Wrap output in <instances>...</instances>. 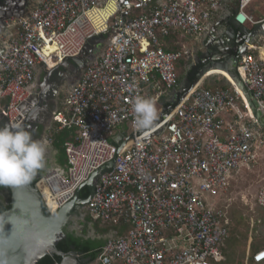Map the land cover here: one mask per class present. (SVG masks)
Segmentation results:
<instances>
[{
  "label": "built area",
  "instance_id": "1",
  "mask_svg": "<svg viewBox=\"0 0 264 264\" xmlns=\"http://www.w3.org/2000/svg\"><path fill=\"white\" fill-rule=\"evenodd\" d=\"M230 17L249 32L237 72L264 120V0H32L28 16L11 21L0 53V97L7 100L1 119L12 123L20 115L39 69L84 63L52 113L51 122L70 136L63 142L65 173L49 170L35 184L46 212L54 216L139 131L135 96L148 98L155 80L167 92L179 87L174 63L181 53L166 52L159 39H206L216 23L219 35ZM210 71L180 103L160 111L153 129L129 139L113 171L97 178L83 210L93 222L127 227L125 234L112 232L93 261L76 255L60 264H226L229 220L215 198L229 177L256 163L264 129L230 84L198 86ZM255 202L264 212V183ZM242 264H264V247Z\"/></svg>",
  "mask_w": 264,
  "mask_h": 264
},
{
  "label": "water",
  "instance_id": "2",
  "mask_svg": "<svg viewBox=\"0 0 264 264\" xmlns=\"http://www.w3.org/2000/svg\"><path fill=\"white\" fill-rule=\"evenodd\" d=\"M31 3L32 0H0V53L2 52L3 42L9 35L8 25L12 20H18L27 17ZM238 5L239 4L232 5V10L235 13L238 12ZM233 17H230V20L228 19V22H226L225 25L222 26L225 28V30L219 33V35L217 34L219 23H216L212 27L210 33L202 44H205L207 40L224 42V36L226 35V33H233L234 28L241 31V33L243 34L242 38L246 41L249 36V32L242 26H240L237 22H235L233 20ZM126 23L130 22L127 21ZM104 40V37H100L98 38L97 42L101 44L104 42ZM91 44L92 43H90L89 45ZM95 45L96 44L93 43V46ZM207 53L208 52L206 51L204 55L206 56V58H204V62L209 63L210 65H206L202 69V71L197 75V79L200 80L202 78L201 75L210 71L211 69H218L220 71L226 72L228 76L233 81H235V83L238 85V88L241 90L244 101L249 109V113L256 120L258 125L264 129V120L261 114L256 110V102L252 100L250 93L247 91L246 86L243 84L237 72V65L240 61V56H237L232 60H223V62L221 63H214L215 61H218V59L212 55H208ZM82 55H84V53ZM77 56H79V53ZM89 60H91V58ZM66 64L80 65L81 68H83L84 65V63H82L80 59H75L66 61L59 67L54 68L52 71L46 74L47 87L45 89L49 87L48 76L51 75L52 72L59 70ZM188 84L189 81L186 78L184 80L183 86L180 87L176 92L174 103L177 102L178 98L180 103V98L183 97L189 90V88H187L186 86ZM43 86L44 84L40 86L39 89L35 87H31L28 89L30 93L32 91L35 92L32 97L35 96L38 100L35 101L34 99H28V101L24 103L19 109L20 115L17 116L16 120L14 121L22 124V126L26 130H29L28 123L33 122L34 111L39 109L43 101L42 95L45 92ZM41 87H43V91ZM30 102H32V108L29 106ZM3 121L5 125H11L14 123H10L6 119H3ZM154 127L147 130L150 131ZM143 131L145 130H139L132 133L124 141L119 150L124 147L129 139H133L134 141L138 140V136ZM119 150L116 152L115 158L112 162L103 165L101 168L91 173L89 180H87L76 190L72 200H70L66 205L60 208L54 216H52L48 212L47 216L44 215V192L40 196L35 186L29 187L25 184L6 186L10 193V207L8 211L4 212L0 216V264H37L38 261L45 256H57L61 259L60 263L67 260L68 256L58 252L56 249L57 242L65 236L63 234V227L65 226V223L69 218H71L73 215H78L80 213V210L83 209L88 202H90L93 195L95 194L94 185L97 178L102 175V173L109 174L113 171L114 167L117 165L116 159H118L117 154ZM83 188H86L88 191V196L86 199L79 198L80 191ZM0 192L6 193V191L1 189ZM75 256L76 253L73 251L70 258L74 259ZM74 264H78V262L75 261Z\"/></svg>",
  "mask_w": 264,
  "mask_h": 264
},
{
  "label": "rangeland",
  "instance_id": "3",
  "mask_svg": "<svg viewBox=\"0 0 264 264\" xmlns=\"http://www.w3.org/2000/svg\"><path fill=\"white\" fill-rule=\"evenodd\" d=\"M262 7L263 6L259 4L252 5L253 10H257L259 12L262 11ZM259 17L262 18L263 14H260ZM256 18H258V16ZM178 36L180 37L170 39L169 44H175L178 42L181 44V46H178V48L180 49L182 47L185 52L194 46L197 48V50H200L199 47H201L200 51H203L202 43L205 39H197L195 40V43H192V45H187L186 43L192 41L193 38L187 37L185 35ZM159 41L161 44L163 43V40L159 39ZM189 63L190 61H187L185 58H181L174 63L176 74L180 80L183 78L186 79L185 75L188 72ZM207 75L210 77L206 78L203 81L204 83L202 82L203 85L202 83L200 84V87H203V89L205 87L213 86L227 87L229 84L237 88L236 84L229 81L222 72L210 71L207 73ZM39 86L41 85L38 84V87ZM66 88L67 87L65 85L56 90L53 100V104L56 106V108H60ZM149 98L155 99L154 96H149ZM156 108L159 114L161 108L157 102ZM49 125L48 119L46 122H41V124H38L40 132L36 134V136L40 140H43L44 144L47 142L45 139L46 136L50 134L48 131ZM49 136L51 137V135ZM45 148L46 151L44 154V166L40 168V172L42 174L51 168L54 157L51 144L46 143ZM263 183L264 145L259 152L256 163L242 167L237 173L229 177L227 180V190L224 194L215 198V202L218 204V207L223 210L226 216L228 215V219L231 221L229 238L227 240V244L224 243L222 250L226 252V263L228 258L230 260L229 264H242L246 256L249 257L254 251L264 247V212L258 208L255 202L256 195ZM6 202L7 194L0 192V205L5 204ZM84 211L85 210L81 209L78 215H73L68 219V221L65 223V226L63 227V234L73 235L74 237L81 238L83 240H106L110 234L104 237L96 236L92 229L91 223H86L83 219Z\"/></svg>",
  "mask_w": 264,
  "mask_h": 264
},
{
  "label": "clouds",
  "instance_id": "4",
  "mask_svg": "<svg viewBox=\"0 0 264 264\" xmlns=\"http://www.w3.org/2000/svg\"><path fill=\"white\" fill-rule=\"evenodd\" d=\"M132 110L135 128L147 130L154 126L158 118L154 99L137 95L132 100ZM45 151L43 140L33 139L22 124L0 126V186L30 183L44 166Z\"/></svg>",
  "mask_w": 264,
  "mask_h": 264
},
{
  "label": "flooded vegetation",
  "instance_id": "5",
  "mask_svg": "<svg viewBox=\"0 0 264 264\" xmlns=\"http://www.w3.org/2000/svg\"><path fill=\"white\" fill-rule=\"evenodd\" d=\"M193 41V40H192ZM201 50V47H199ZM197 50V48L191 47L186 52L184 49L181 50V58H185L189 63V69L185 78L188 79L189 84L186 85L187 88H191L195 86L196 83L199 82L198 74L202 71V69L206 65H210L209 63L204 62V58H206L205 53L208 52V55H212L218 59L214 63H221L223 60L234 59L237 56H241L244 51V42L242 40L241 31L233 29V33H229L228 37H225V41H215V40H207L205 44H202V50ZM196 62V63H195ZM195 68V69H194ZM194 69V70H193ZM81 73L80 65L72 64L67 70H59L51 73L48 78V88L45 89L43 101H42V113L41 120L37 123H34V136L38 134L39 127L38 124L41 122H46L48 117L50 116L49 110L53 107L54 94L57 89L62 86H67L68 83L74 82L79 78ZM200 78V77H199ZM184 78L180 80L178 78V85L181 87L184 84ZM47 91V92H46ZM30 125V123H28ZM5 125L3 119L0 118V126ZM35 176H39V170L36 171ZM36 177V178H37ZM35 178V179H36ZM38 179V178H37ZM67 236V235H65ZM64 236V237H65ZM63 237V238H64ZM73 251H71L67 256L70 257Z\"/></svg>",
  "mask_w": 264,
  "mask_h": 264
},
{
  "label": "trees",
  "instance_id": "6",
  "mask_svg": "<svg viewBox=\"0 0 264 264\" xmlns=\"http://www.w3.org/2000/svg\"><path fill=\"white\" fill-rule=\"evenodd\" d=\"M138 15V13L136 14ZM170 39H175L173 36H169L168 38L164 39L166 42L169 44ZM166 52H172L176 53L179 52L180 49L176 48L174 46H171L170 48L165 50ZM221 78V77H220ZM223 79V78H221ZM214 87V86H213ZM215 87H220V86H215ZM203 88V87H202ZM212 87H205L204 89H211ZM220 88L227 89L230 88L229 85L227 87L222 86ZM7 103V102H6ZM51 139H52V145L57 151L58 159L62 162V164L65 163V156H64V151H63V142L65 139H67L70 136V131L68 132L67 130H62V131H57L53 132L54 130H51ZM40 170V169H38ZM37 180L32 178L30 183L25 184L26 186L29 187H34L36 184ZM1 190L6 191L7 193V202L5 204L0 205V216L9 210L10 207V193L7 189L6 186H0ZM88 196V191L86 188H83L80 191L79 198L80 199H86ZM44 215L47 216L48 213L44 210ZM228 218V215H227ZM84 221L86 223H91L92 229L94 231V234L96 236L104 237L109 235L111 232H115L117 236H123L127 230V227L125 226H112L109 224L101 223V222H93L90 217L88 216L87 212L84 211ZM229 220V219H228ZM231 227V221L229 220L228 224V230L230 231ZM84 233V232H83ZM229 238V237H228ZM225 240V243L227 244V240ZM230 242V241H229ZM106 240H83L81 238H76L73 235H67L64 238H61L57 244H56V249L58 252L68 255L71 251H74L76 255L80 256L81 259L83 260H89L92 261L95 259L98 251L105 245ZM223 250V249H222ZM223 256H226V252L222 251ZM61 259L57 256H45L41 258L37 264H60ZM230 260L227 258V263L229 264Z\"/></svg>",
  "mask_w": 264,
  "mask_h": 264
},
{
  "label": "crops",
  "instance_id": "7",
  "mask_svg": "<svg viewBox=\"0 0 264 264\" xmlns=\"http://www.w3.org/2000/svg\"><path fill=\"white\" fill-rule=\"evenodd\" d=\"M11 35H14V32H13V34H12V32H11ZM163 40V43L161 44L162 45V48L164 49V50H166V49H168V48H170L171 46H174V47H176V48H178V46H181V44H179L178 42L177 43H175V44H168L167 42H166V40H164V39H162ZM192 43H195V41H189V42H187L186 44L187 45H192ZM183 45H185V44H183ZM182 45V46H183ZM184 48V47H183ZM181 50H182V47L180 48ZM180 52V51H179ZM71 65H68V64H66L65 66H62L61 67V70H63V71H65V70H67L69 67H70ZM60 70V69H59ZM59 70H56V71H59ZM55 72V71H54ZM53 73V72H52ZM46 74L47 73H45L42 69H39L38 71H37V74H36V80H35V88H38L39 89V87H38V84H44V89L47 87V82H46V79H47V76H46ZM50 76V75H49ZM49 76H48V78H49ZM226 76V75H225ZM46 77V78H45ZM227 77V76H226ZM40 79V80H39ZM228 79V78H227ZM77 80H75L74 82H71V83H68L67 84V88L65 89V90H67L72 84H74L75 82H76ZM157 80H155L150 86H148V88H146V95H147V97L149 98V96H154V100L158 103V105L160 106V108H161V110L162 109H164V107H166V106H168V103L170 102V103H174V101H175V95H176V92L178 91V89L180 88V86L175 90V91H170V92H167V91H165L164 89H162L161 87H159L158 85H157ZM41 85V86H42ZM50 86V85H49ZM182 87V86H181ZM42 88V87H41ZM161 93H160V92ZM160 94H159V93ZM40 93H41V91H40ZM35 94V92L34 91H32L31 92V94H30V97H29V100L30 99H34L35 101H37L38 99L34 96V97H32L33 95ZM42 97H44L45 98V96H44V94L42 95ZM178 101V100H177ZM6 102H7V100L5 99V98H2V97H0V109L2 108V107H4L5 105H6ZM32 102H30L29 103V106L32 108V104H31ZM37 106V105H36ZM42 107V103H41V106L39 107V109L38 110H36V111H34V117H33V122H31L30 123V125L28 126V131L29 132H31L32 133V137H33V139H35V140H40L39 138H37V136H34L33 134H34V132H33V129H34V123H37L38 121H40L41 120V113H42V111H43V109L41 108ZM61 107H62V103H61V106H60V108H56V106L53 104V107H52V109H50L49 110V114H50V116L48 117V121H49V127H48V131L50 132V134H51V130H54L53 132H57V131H62V130H58V128H57V126L55 125V124H53L52 122H51V118H52V113H54V112H59L60 110H61ZM35 108V107H34ZM160 110V111H161ZM39 132H40V128H39ZM38 132V133H39ZM49 134V133H48ZM49 134V135H50ZM49 135H47L46 136V141L47 142H45V144L47 143H50L51 144V146H52V148H53V152H54V157H53V165L51 166V168L50 169H48L46 172H48L49 170H56L57 172H60V173H65V171H66V164L64 163V164H62V162L58 159V153H57V151H56V149L53 147V145H52V139H51V137L49 136ZM69 138V137H68ZM66 140V139H65ZM64 140V141H65ZM41 171V169L39 170V176L37 177V176H33V178L35 179L36 177L38 178H36V180L37 181H40L41 179H42V177L44 176V174L46 173H41L40 172ZM111 234V233H110ZM93 261V260H92Z\"/></svg>",
  "mask_w": 264,
  "mask_h": 264
},
{
  "label": "bare ground",
  "instance_id": "8",
  "mask_svg": "<svg viewBox=\"0 0 264 264\" xmlns=\"http://www.w3.org/2000/svg\"><path fill=\"white\" fill-rule=\"evenodd\" d=\"M211 71H216V72H222L223 74H225L226 76H227V78H228V80L229 81H231V82H234L235 83V81H233L229 76H228V74L226 73V72H224V71H220V70H218V69H212ZM200 84H201V81H200V83H199V85L198 86H200ZM236 84V83H235ZM236 86H237V88L236 87H233V88H235L238 92H239V94L241 95V96H243V94L241 93V90L238 88V85L236 84ZM42 89V91L44 90L43 89V87L41 88ZM47 92V91H46ZM31 118V117H30ZM23 119V118H22ZM14 123H17V122H14Z\"/></svg>",
  "mask_w": 264,
  "mask_h": 264
}]
</instances>
